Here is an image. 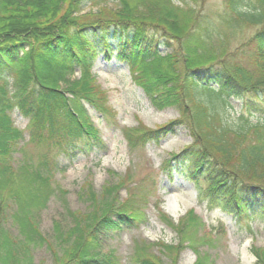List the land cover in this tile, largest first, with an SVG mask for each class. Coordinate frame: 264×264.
Here are the masks:
<instances>
[{
  "label": "trees",
  "instance_id": "obj_1",
  "mask_svg": "<svg viewBox=\"0 0 264 264\" xmlns=\"http://www.w3.org/2000/svg\"><path fill=\"white\" fill-rule=\"evenodd\" d=\"M208 1L115 0L112 7L108 0H0V189L17 186L1 196L0 264H31L4 227L6 210L18 206L10 217L25 248L38 239L48 243L35 219L55 194L51 183L58 158H69L86 140L101 142L87 106L113 118L109 96L91 71L100 54L110 59L116 52L127 62L155 108L180 111L181 120L165 127L126 131L132 150L185 126L193 144L173 155L166 171L173 176L178 167L187 168L212 209L224 207L243 220H251L252 213L264 218V0H225L220 26L205 14ZM249 27L259 30L246 41L229 44L227 34L234 40ZM162 39L176 50L162 55ZM79 68L81 78L69 81ZM14 86L18 95L12 96ZM233 98L244 100L243 114L223 117L221 108L233 109ZM15 108L30 119L31 143L48 147L52 155L43 154L38 164L25 162L20 175L11 159L25 131L14 126ZM126 178L104 194L89 189L87 212L72 214L76 223L64 239L69 249L63 264H104L97 251L102 241L143 221L138 202L147 200L142 189L125 199L114 197ZM170 226L179 243L159 242L162 258L191 249L195 264H212L200 251L206 236L195 239L206 226L194 211ZM57 234L62 237L60 230Z\"/></svg>",
  "mask_w": 264,
  "mask_h": 264
},
{
  "label": "rangeland",
  "instance_id": "obj_2",
  "mask_svg": "<svg viewBox=\"0 0 264 264\" xmlns=\"http://www.w3.org/2000/svg\"><path fill=\"white\" fill-rule=\"evenodd\" d=\"M114 1L108 0L107 5L115 7ZM248 2L247 0L246 3ZM224 10L225 0H209L205 14L211 23L220 26L219 15L224 13ZM224 30L222 27L221 32ZM258 30L259 27H249L234 40L230 32L227 34L229 44L234 46L238 43L235 41H246ZM151 33L157 34L158 39L162 36L155 31ZM116 43L112 41L115 49ZM175 50L174 43L167 39L161 40L162 55ZM91 71L96 74L98 85L108 94L109 104L115 110V115L113 114V118H106L87 106L95 126L99 129L101 142L86 140L85 143L79 144L69 158L66 156L58 158L59 167L53 171L55 177L51 183L55 194L47 207L36 214L35 219V224L49 240L48 243H41L38 239L36 244L25 248L24 243L27 242L13 225L10 217L12 213L18 212L19 208L14 204L12 208L6 210L5 217L9 219L5 220L7 223L4 222V227L13 240L19 242L18 249H23L21 250L23 258L31 264H63L66 261L65 253L69 249V246L64 244V239L76 223L72 214L87 212L89 189L92 187L95 193L104 194L106 191L116 189L120 178L127 176L129 181L126 178V186L117 189L114 197L120 196L125 199L129 193H136L139 191L137 189H142V194L147 200L138 202L139 214L143 216V221L102 241L97 251L98 256L104 258V264H140L143 258L152 264H172L175 255V264H195L197 255L191 249H181L178 253L174 252L171 256L166 254V257L162 258L157 247L159 242L173 247L178 245V233L170 226V222L178 225L190 211H194L206 226L199 230L195 239L200 240L206 236L207 242L200 251L207 254L212 264H261L257 257L264 258V218L261 214L252 213L251 220H243L224 207L212 209L203 193L201 194L190 181L187 168L178 167L173 176L166 171V162L193 144L190 132L185 126L180 125L159 142L150 141L134 151L129 145L126 131L165 127L181 120L180 111L175 108L165 110L155 108L150 96L133 79L128 63L120 59L116 52L110 59H105L104 55L100 54L93 61ZM81 76L79 68L74 75L67 78L74 81ZM11 94L18 95L15 86L12 87ZM231 101L234 108L229 110L221 108L220 113L223 117L236 119L243 114L244 100L233 98ZM11 116L14 126L20 131H25V140L21 142L19 151L11 159L17 175H20L25 162L38 164L37 159L43 154L49 153L50 157L52 155L48 147H37L31 143L29 118L18 108L12 111ZM259 117L260 114H256L255 119ZM2 187L0 205L1 196L5 197L10 188L16 190L17 186L7 189H4L6 185ZM84 188L86 189L83 190ZM169 199L178 201L180 209L177 213L170 209ZM56 224L60 226L62 237L57 234L59 230L55 229Z\"/></svg>",
  "mask_w": 264,
  "mask_h": 264
},
{
  "label": "bare ground",
  "instance_id": "obj_3",
  "mask_svg": "<svg viewBox=\"0 0 264 264\" xmlns=\"http://www.w3.org/2000/svg\"><path fill=\"white\" fill-rule=\"evenodd\" d=\"M169 200H170V201H169L170 209H171L173 212L177 213L178 210L180 209V205H179L178 201H177V200H174V199H169Z\"/></svg>",
  "mask_w": 264,
  "mask_h": 264
}]
</instances>
